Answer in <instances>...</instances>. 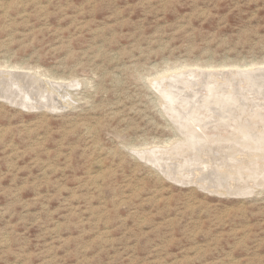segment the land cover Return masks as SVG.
Returning <instances> with one entry per match:
<instances>
[{
    "label": "rangeland",
    "instance_id": "obj_1",
    "mask_svg": "<svg viewBox=\"0 0 264 264\" xmlns=\"http://www.w3.org/2000/svg\"><path fill=\"white\" fill-rule=\"evenodd\" d=\"M251 64L264 0H0V264H264V99L157 77Z\"/></svg>",
    "mask_w": 264,
    "mask_h": 264
},
{
    "label": "bare ground",
    "instance_id": "obj_2",
    "mask_svg": "<svg viewBox=\"0 0 264 264\" xmlns=\"http://www.w3.org/2000/svg\"><path fill=\"white\" fill-rule=\"evenodd\" d=\"M256 66H258V65H256ZM255 65H250L249 66V68H247V69H242V70H236L235 68V70H223V71H214V72H208L207 71V69H206V71H201V70H197V69H189V68H186L185 67V65H183L182 67L180 66V67H176V68H174L173 67V69H171V68H169V69H163V72L162 73H160V74H158V78H159V80L161 81V82H163V81H168L167 83H169V82H177V81H182L183 80V82L185 83V85H187L188 87H190V86H193L194 84V82H197V81H201L202 79H206L207 80V82L204 84V85H201L202 87L204 86V87H210V86H216L215 88L216 89H222V87H224L225 86V84H223V83H219L217 80H216V77H220V79L222 78V80H225V81H233V80H235V78H237V77H242V78H244L243 80H245V82L247 83V85L249 84V86L248 87H251L250 89L249 88H247V86H246V88L244 89V90H241V91H251L252 89L256 92V94H257V96L258 97H261V98H263L264 99V67H256ZM237 68V67H236ZM233 69V68H232ZM175 70V71H174ZM23 73V72H22ZM26 73V72H25ZM29 75V74H28ZM28 75H19L17 78H18V80H20L21 82H23L24 84H22L21 86H19V89L20 90H22V91H24V90H27V92L28 93H30L31 95H33V94H36L37 96L39 95V97H36V98H34V103L36 104L35 106L34 105H32V107H34V108H42V107H44L45 105H49V103L44 99V97L43 96H41V94L43 95V93H42V91H44L43 89L42 90H39V88L40 87H42V86H36L35 85V82H33V79H32V77L31 78H29L28 77ZM31 75V74H30ZM23 76H25V79H24V77ZM227 76V77H226ZM26 77H28V78H26ZM15 78V77H14ZM230 78V79H229ZM32 79V80H31ZM240 79V78H239ZM238 79V80H239ZM237 80V81H238ZM10 81V80H9ZM15 82V81H14ZM39 82H41L40 80H39ZM48 82V81H47ZM160 82V83H161ZM42 83V82H41ZM49 83V82H48ZM234 83V82H233ZM242 83V82H241ZM19 84V83H18ZM170 84V83H169ZM178 84V83H177ZM181 84V83H180ZM179 84V85H180ZM228 85H229V83H227ZM16 85V84H15ZM206 85V86H205ZM236 85V84H235ZM162 86V85H161ZM170 86L171 85H169L168 87L170 88ZM172 86H173V84H172ZM175 86V85H174ZM174 86H173V88H174ZM157 87V86H156ZM201 87V88H202ZM207 87V90L209 89ZM230 87H232L231 86V84H230ZM235 87V86H234ZM43 88V87H42ZM50 88V87H49ZM162 88V87H161ZM176 88H177V86H176ZM180 88V87H179ZM238 88V87H237ZM1 89V88H0ZM10 89V88H9ZM164 89V88H163ZM203 89V88H202ZM224 89V88H223ZM228 89V88H227ZM16 90H18V89H16ZM168 90V89H167ZM171 91H172V88L170 89ZM186 90V89H185ZM225 90V89H224ZM166 91V90H165ZM176 91V90H175ZM223 91V90H222ZM230 91V90H229ZM2 93V92H1ZM10 93V92H9ZM199 92H195V91H193L192 89H189L188 91H185V93H184V96L186 97V99H191V97L193 96H196L197 94H198ZM207 93H209L208 91H207ZM212 93H213V91H212ZM219 93V92H218ZM238 93H239V91L236 89V90H232V92H228L227 94H226V97L225 98H222V101H224V100H226L227 102H231V99H234L235 97H237L238 96ZM29 94V95H30ZM165 94H168V93H165ZM216 94V93H215ZM214 94V98H215V95ZM237 94V95H236ZM26 95H28V94H26ZM170 95H171V93H170ZM182 95H183V93H182ZM211 95V94H210ZM213 95V94H212ZM10 96V95H9ZM25 96V95H24ZM24 96H22V97H24ZM45 96V95H44ZM180 96V95H179ZM198 96V95H197ZM199 96H201V95H199ZM206 96V95H205ZM219 96V95H218ZM221 96V95H220ZM32 98H33V96H31ZM46 97V96H45ZM192 97V98H193ZM207 97V96H206ZM209 97H211V96H209ZM213 97V96H212ZM243 97V96H242ZM27 98H28V96H27ZM49 98V97H48ZM202 98V97H201ZM239 98V97H238ZM237 98V99H238ZM24 99H26L25 97H24ZM29 99V98H28ZM200 99V98H199ZM205 99V98H204ZM241 100H244V97L243 98H240ZM206 100H208V99H206ZM212 99L210 98V100H209V102L211 101ZM236 100V99H235ZM240 100V101H241ZM18 101H19V99H18ZM31 101V100H30ZM183 101V100H182ZM185 101H187V100H185ZM184 101V102H185ZM212 101H214V100H212ZM237 101V100H236ZM235 101V102H236ZM239 101V102H240ZM21 102V101H20ZM220 102H221V100H220ZM219 102V103H220ZM26 103V102H25ZM219 103H217V104H219ZM225 103V102H224ZM224 103H222L223 105H224ZM234 103V102H233ZM243 103H245V102H243ZM59 104V103H58ZM216 104V103H215ZM222 104L220 105V106H222ZM226 104V103H225ZM235 104V103H234ZM21 105V104H20ZM25 105V104H24ZM28 105H31V103H29L28 102ZM231 105V104H230ZM244 105V104H243ZM56 107V106H55ZM244 107V106H243ZM240 108H242V107H240ZM228 110V109H227ZM245 110V109H244ZM223 111V110H222ZM226 111V110H225ZM204 114V113H203ZM260 133V132H259ZM264 134V133H263ZM263 136V135H262ZM256 137V136H255ZM248 154V153H247ZM214 158V157H213ZM210 159V158H209ZM203 162V161H202ZM198 163L197 162V164L196 165H191V164H187L186 162H181V163H175V164H173V163H171V164H173L172 165V167H171V165H170V170L172 171V172H174V173H180V172H183V171H188V170H192V172L194 171V170H198V172H197V175L196 176H198L197 178H196V180L195 181H200V180H206L207 182H208V187H211V188H221L223 185H228L229 184V181L230 180H233L234 179V181H235V183H240L241 181L242 182H245L246 181V178L248 179V175H246V176H244V175H242L240 172H239V169L240 168H238V166H237V169H235L234 170V172L235 173H238V175L237 174H231L232 173V171H228L227 170V172H220L219 170L221 169H219V167H215V166H217L216 164H215V168L214 167H211V166H208L207 164H208V162H207V164H205L204 162L203 163ZM205 162H206V160H205ZM213 162V161H212ZM209 163H210V161H209ZM217 163H219V162H217ZM199 164V165H198ZM211 164H213V163H211ZM223 164V163H222ZM167 165V164H166ZM219 166V165H218ZM221 166V165H220ZM224 166V165H223ZM226 166V165H225ZM232 166V165H231ZM226 167H230V165H227ZM234 167V166H233ZM232 167V168H233ZM212 168H214V169H212ZM167 169V168H166ZM227 169H229V168H227ZM170 170L168 169L167 171L170 173ZM229 170H231V169H229ZM194 177V176H193ZM246 177V178H245ZM240 178L242 179L241 181H239L240 180ZM185 180V179H184ZM203 181V182H204ZM248 182V181H247ZM205 183V182H204ZM231 183V182H230ZM235 183H233L232 182V184L233 185H235ZM232 184H230V185H232ZM243 184V183H242ZM239 186V185H238ZM226 188V190H228V191H231V192H236V191H238L239 192V188H237V187H235V188H233V189H231V188H229V187H225ZM210 190V189H209ZM228 193V192H227ZM232 194V193H231Z\"/></svg>",
    "mask_w": 264,
    "mask_h": 264
}]
</instances>
